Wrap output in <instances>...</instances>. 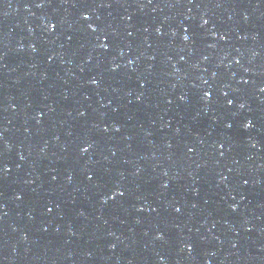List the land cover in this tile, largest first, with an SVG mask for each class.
Segmentation results:
<instances>
[{
	"label": "water",
	"instance_id": "obj_1",
	"mask_svg": "<svg viewBox=\"0 0 264 264\" xmlns=\"http://www.w3.org/2000/svg\"><path fill=\"white\" fill-rule=\"evenodd\" d=\"M262 87L264 0H0V264H264Z\"/></svg>",
	"mask_w": 264,
	"mask_h": 264
},
{
	"label": "snow or ice",
	"instance_id": "obj_2",
	"mask_svg": "<svg viewBox=\"0 0 264 264\" xmlns=\"http://www.w3.org/2000/svg\"><path fill=\"white\" fill-rule=\"evenodd\" d=\"M37 6L39 7L40 5H37ZM83 19H84V20H88V19H89L88 15H87V14H84V15H83ZM205 23H207V21H205ZM52 27H53V26H52ZM88 28L91 29L92 31H96V29L93 27L92 24H88ZM157 32H159V29H157ZM187 38H188L187 36L184 37L185 40H186ZM100 47H101V48H104V47H106V45L101 44ZM130 63H131V62H130ZM92 83H96V81L93 80ZM260 91H261V92H264V87H262V88L260 89ZM208 96H209V93L205 92L204 97H208ZM231 103H232V102L229 101V104H231ZM241 107H243V105H241ZM81 115H83V113H81ZM243 126H244V128H248L250 125H249L248 123H245ZM117 130H118V129H117ZM87 150H88L87 147H82V148L80 149L81 152H86ZM7 170H8V169H7L6 166L0 167V172L6 173ZM88 179H91V176H89ZM245 183H246V182H245ZM118 194H119V195H123V193H118ZM113 195H116V193H113ZM110 198H112V197H109V199H110ZM49 211H50V209H49ZM176 211H179V209L177 208ZM157 238H159V237H157Z\"/></svg>",
	"mask_w": 264,
	"mask_h": 264
}]
</instances>
